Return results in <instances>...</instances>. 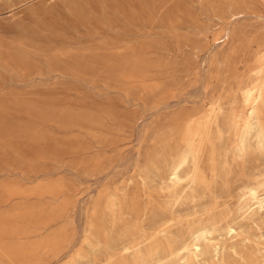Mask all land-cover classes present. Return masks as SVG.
I'll return each instance as SVG.
<instances>
[{"label":"rangeland","instance_id":"rangeland-1","mask_svg":"<svg viewBox=\"0 0 264 264\" xmlns=\"http://www.w3.org/2000/svg\"><path fill=\"white\" fill-rule=\"evenodd\" d=\"M263 71L264 0H0V264H264Z\"/></svg>","mask_w":264,"mask_h":264},{"label":"bare ground","instance_id":"bare-ground-1","mask_svg":"<svg viewBox=\"0 0 264 264\" xmlns=\"http://www.w3.org/2000/svg\"><path fill=\"white\" fill-rule=\"evenodd\" d=\"M229 36H230V31L224 30L223 34L219 37L213 38V41H218V40L224 41V40H227ZM260 51L261 50H258L257 52L259 53ZM243 103L245 107V112L243 113L244 116L241 117L240 115L236 113H232V115L229 117L230 126L239 129V133L237 136H238V142H239L238 147L240 150L246 149V147L249 144V141L252 138H254L255 125L252 122V117L255 114H258L261 108H264V76L263 78H261L260 81H250L243 87ZM214 119H215L214 111L213 109H209L204 118V122H203L204 128L209 129L210 125L214 122ZM195 136H199V134L196 131L192 130L191 128H188L186 131V136H185V146L187 150L183 154V156L175 164H173L170 168L171 180L176 183L182 180L181 170L183 166L188 162L191 154L194 151L193 140ZM247 190L249 191L247 193H249L251 198L255 200L254 210L256 212H261V213L264 212V198L260 197L256 188H249ZM203 231L204 229L203 230L201 229L198 231H194L189 235V242H190L189 245L191 246V250L195 255L202 253V247H201V243L199 242L198 236ZM226 231L227 233L231 234L235 232V229L231 226H228L226 228ZM213 246L215 250L219 248L218 244L216 243ZM183 249L184 248H179L178 252H181Z\"/></svg>","mask_w":264,"mask_h":264}]
</instances>
